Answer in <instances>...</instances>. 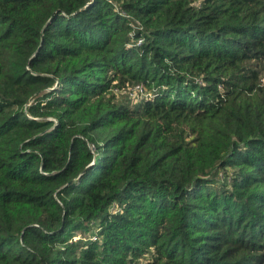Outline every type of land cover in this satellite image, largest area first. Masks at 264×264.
I'll list each match as a JSON object with an SVG mask.
<instances>
[{
	"label": "trees",
	"instance_id": "16d2710c",
	"mask_svg": "<svg viewBox=\"0 0 264 264\" xmlns=\"http://www.w3.org/2000/svg\"><path fill=\"white\" fill-rule=\"evenodd\" d=\"M0 264H264V0H0Z\"/></svg>",
	"mask_w": 264,
	"mask_h": 264
},
{
	"label": "water",
	"instance_id": "95a60500",
	"mask_svg": "<svg viewBox=\"0 0 264 264\" xmlns=\"http://www.w3.org/2000/svg\"><path fill=\"white\" fill-rule=\"evenodd\" d=\"M73 181H74V180H71V181H69V183H68V184H71V183H73Z\"/></svg>",
	"mask_w": 264,
	"mask_h": 264
}]
</instances>
